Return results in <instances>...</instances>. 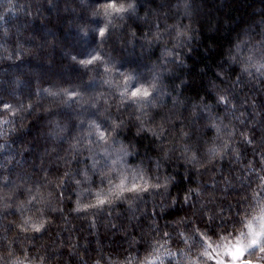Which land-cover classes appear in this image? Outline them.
<instances>
[{
  "label": "clouds",
  "instance_id": "9594fccd",
  "mask_svg": "<svg viewBox=\"0 0 264 264\" xmlns=\"http://www.w3.org/2000/svg\"><path fill=\"white\" fill-rule=\"evenodd\" d=\"M0 264H264V0H0Z\"/></svg>",
  "mask_w": 264,
  "mask_h": 264
}]
</instances>
